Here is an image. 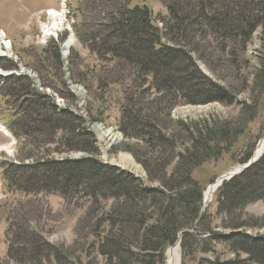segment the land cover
<instances>
[{"label":"trees","instance_id":"1","mask_svg":"<svg viewBox=\"0 0 264 264\" xmlns=\"http://www.w3.org/2000/svg\"><path fill=\"white\" fill-rule=\"evenodd\" d=\"M161 1L167 3V0ZM189 1L191 4L186 9L181 8L178 0H171L173 6L167 4L172 27L170 30L167 26L165 38L173 44L164 45L147 8L131 10V0L125 3L103 0L105 6L96 12L98 29L91 34L95 39L90 43L91 50L106 62L103 82L108 83V87L109 82L119 86L125 81L142 87L148 84L158 89L155 101L159 99L160 89L165 88L171 92L175 106L212 103L231 106L235 103L234 89L230 93L227 88L204 91L212 84L204 81L199 73L193 59L200 51L186 34L190 28V35H201L203 40L216 43L237 69L242 68L241 63L243 66L251 64L245 55L258 34L260 48L253 59L256 68L252 72V81L259 98L260 94L262 97L264 0ZM91 35H88V42ZM181 43H184V49L178 47ZM49 47L39 58L40 71L50 63L58 74L63 67L59 46L50 43ZM185 47H190L189 51ZM180 49L182 51H178ZM17 65L8 61L1 66L15 70ZM79 77L81 81L86 80L83 74ZM4 82L0 95L5 102L14 96L21 100L24 108L20 118L10 125L17 140L30 136L32 141H40V147L56 144L65 148L61 153L79 151L87 154L78 161L38 160L33 166L9 164L4 172L9 185L19 193L44 192L67 200L81 198L93 206L94 210L88 212L97 214L89 235L93 241L90 243L89 237L83 241L86 250L77 258L79 261L75 259V264H97L89 256L88 251L93 248H97L98 255L104 259L103 264H166L167 251L178 243L184 261L196 259L201 254L210 257L201 259L203 264H264V238L246 234V218L242 213L249 205L264 201L261 191L264 157L244 174L223 185L215 215L208 210L202 213L205 188L193 178L197 168L221 150L230 149L239 142L243 132L233 128L234 124H221L215 118L190 123L181 121L172 131L165 126L164 120L161 122L157 118L161 111L168 109L164 103L160 104V111L154 113L151 102L144 113L141 105L150 97L141 96L140 103L137 93H133V97L124 94L120 130L125 139L140 140V143L124 145L121 150L133 153L135 148L141 149L143 153L135 155V159L146 171L145 183L103 164L94 136L81 129L83 120L67 111L58 113L49 96L36 91L27 78L14 76ZM43 86L55 88L44 78ZM88 87L91 89L92 86ZM179 95L184 98L177 102ZM68 96L72 95L68 93ZM94 96L98 101L102 99L97 94ZM252 114L254 116L255 110ZM249 158L247 155L240 163H246ZM60 172L68 175L62 185L59 183ZM259 181L262 184H257ZM88 213L86 218L89 220ZM29 224L24 220L22 226L29 228ZM220 229L229 230L231 235L217 234ZM24 232L10 241L9 258L12 261L18 264H74L71 256H65L60 248L47 243L43 245L41 237L33 230L26 231L25 238ZM40 241L42 245L39 243L37 247ZM217 245L227 249L234 260L221 262Z\"/></svg>","mask_w":264,"mask_h":264},{"label":"rangeland","instance_id":"2","mask_svg":"<svg viewBox=\"0 0 264 264\" xmlns=\"http://www.w3.org/2000/svg\"><path fill=\"white\" fill-rule=\"evenodd\" d=\"M122 1L125 3L127 0ZM59 3L60 0H0V31H3L6 36V43H4L3 48L5 47L7 53H11V55L13 54L14 60L19 61V63L25 67H22L23 69L30 71L33 74H38L41 79L43 77L48 81L47 77L51 75V73L40 71L41 63L39 58L42 57L45 49L50 48L49 45L51 42L52 44H58L60 47V59L64 62V76L62 70L60 73H56V79L58 81L56 82L54 89L64 97H67L68 90L66 86L68 87L69 85L73 95L78 98V105L71 108L68 113L73 117L76 115L80 116L78 118L84 122V127H81V129L84 128L85 130L90 131L91 136H94L93 138L96 147L102 149L104 151L102 153H107L100 161L103 163H112L129 172L130 175L136 179L140 178L146 180L145 169L135 159V155L143 153L141 149L137 147L134 149L133 153L121 150V147L124 145H136L137 143H140V140L129 141L124 138L121 132L117 131V129H120L118 125L121 119L119 123L118 120L120 117L119 108L122 104V95L118 88L115 87L116 84L109 82L111 91L105 94L104 101H98L94 96V80L92 77L89 76V78H87L85 75L88 73V70H93L94 67H97L98 64L95 56H81L82 52L85 53L86 49L83 44L79 43L77 38L78 42L71 50V53L66 52L67 49L65 48V45H69L71 41L73 43V40L70 41L66 30L64 31V28L61 27V25L57 27L58 30L56 29L55 31L53 29L54 27L52 25H57L60 22L57 23L55 20L50 26L48 25L44 30L46 33H43L42 29L39 27L36 20L38 11H40L41 8H58ZM168 3L173 6L171 0H167L166 5ZM136 4L137 3L133 4V6ZM145 4H147L148 8L152 11V23L159 28H164V26L166 28L167 23L168 28L170 27L171 30L172 21L168 19L169 12L165 5L161 2L151 0L145 1ZM178 4L182 5V9H186V6H189L191 3L189 0H178ZM104 6L105 4L103 3V0H84L82 4V7L86 10V14L88 12L91 16H94V14L97 15V10ZM68 7L73 12L76 24H78L81 18L79 13V8H81L80 0H68ZM188 17L190 18L191 15ZM174 23L175 22H173V24ZM95 28V26L91 25L90 20H86L85 24L79 28L80 37H84L85 41H89L88 35L96 33ZM60 29L61 31H59ZM73 30L75 32V26ZM58 31L59 34L57 36L55 33ZM190 33H192V31L189 28V33L186 35H188L192 44L198 46L200 51V54L195 55L193 61L195 60L196 67H198V71L203 77V80L208 81L210 85L212 84L208 88L205 86L206 89H204V91L215 92V90L217 91L218 89L227 88L230 93L231 89H234L232 95H234L235 103L233 105L226 106L220 103H212L209 105L199 104L176 107L172 103L173 98L171 92H168L165 88L160 89L161 94L159 99L155 101V96L158 91L155 87L152 88L148 84H146V87H142L140 84H132L130 81H125L122 86L125 89L126 95L133 97V93H137V98L139 97L138 102L140 103L142 101L141 96L145 98L150 97V99L146 101L144 100L145 102L141 105V109L144 113L147 111L149 103H154L152 105L154 113L160 111V104L164 103V106L168 109H165L166 111H161L157 118L160 119L161 122L164 120L166 122L165 126L172 131H174V127L181 121L190 123L199 122L202 119L215 118L221 124H234L233 128H238L243 132L236 145L230 147V149H225L224 151L221 150L213 159L204 163L194 171V180H197L202 184L203 188H205L206 194V192H208V187L211 186L210 188H212L216 186L217 183H219L217 180L225 173L240 166L239 162L247 155H252L256 150L258 153L259 147L264 141V95L261 97L260 94L259 98V94L257 93L258 89L255 90L252 81V72H254L256 68L253 59L260 48V44L258 34H255L253 43L248 47L245 55V58L247 61H251V64L243 66V63H241L242 68L237 69L234 64L232 65L230 63L228 60L229 57L221 53V49L216 43H212L205 39L203 40V36L201 35H190ZM93 38L95 39V37H92L91 35L89 43L94 42ZM2 42L3 38H1L0 35V45H2ZM165 43L170 45L173 44L169 43L167 40H165ZM178 47L184 49V43H181ZM181 49L178 51H182ZM185 49L186 51H189L190 47H185ZM1 53L2 52H0V57L3 56ZM77 57H79V59ZM16 58H18V60ZM49 58L50 57H48V59ZM8 61L9 60H4L3 65L8 63ZM49 61H51V58ZM115 61L118 60L116 59ZM166 61H170V58ZM49 65L51 64L49 63ZM99 65L104 69L105 64L102 65L99 63ZM87 68L89 69L87 70ZM0 70L2 73H7L2 69ZM80 74L84 75L86 78L85 81H81L79 77ZM104 74L105 72H99L95 78L99 81L101 87L108 88V83L103 82ZM88 85L92 86L91 89ZM163 95L165 96L164 98ZM10 97L12 102H14L15 107H19L20 112H23L24 108L21 106V100L14 96ZM68 98L70 97L68 96ZM183 98V96L179 95L175 101L180 102ZM61 101L65 105L62 99H60L59 103H61ZM244 103L245 106L243 105ZM246 106H248V108H246ZM2 109L8 116L10 113L8 108L3 105ZM254 110L255 114L253 116L252 113ZM252 119H254V121L248 124ZM113 130L115 132H112ZM28 137L29 142L25 147L26 149L22 151L19 150V154L16 141L8 137L0 129V147H3L0 148V151H7L0 152V167L2 163L5 164L8 161L14 160L25 163L31 160H44L48 157H62V155H59L65 149L62 146L50 144L47 147H40V141H32L30 136ZM32 148L35 150L30 153L29 150ZM77 152L78 153L64 154L67 155L64 157L80 158L84 155L82 152ZM60 175L59 183L62 185L65 183L64 180L68 175L61 172ZM4 176V171L0 168V264H15L8 260L7 257H2V255L5 254L4 247L6 242L3 240V234L5 232V224L7 223L6 218L8 216L12 220H15L16 223L22 224L24 220L29 221V227L38 233L43 245L47 243L60 248L65 256H71L74 264L75 259L79 261L77 258L82 256V252L86 250L83 241L89 237L92 232L91 225L95 226L97 221L96 213L94 215L88 213L89 211L94 210L93 206L88 203L89 201L76 199L73 202H64L55 196H38V194L22 196L14 194L10 192L11 188L7 189V184L4 180L6 176L5 178ZM261 180H264V178ZM253 183L256 184V181ZM257 184L262 183L259 181ZM262 188L261 191L264 192V181ZM252 190L256 191L257 189L252 188ZM216 196H218L217 192L209 204V211L211 213H215L218 207ZM86 213L90 215L89 220L86 218ZM242 213L246 218V223L244 222V225L246 226V234L252 238H264V201L249 205L244 208V210L242 209ZM216 225H219V222H217ZM24 231L23 235L25 238L27 227ZM22 232V230L18 231V236L16 237L22 236ZM227 232H229V230L221 229L220 232L217 233L224 234ZM92 238L93 237L91 236L88 239L90 243L93 241ZM42 242H37L36 246L39 247V243L42 245ZM262 244L264 245V242ZM176 249H178L180 264H203L201 259L205 257L210 259L209 256L198 254V256L196 255V259L184 261L182 252L180 251L181 248H177L176 245L168 250L166 264H168L169 261L170 250L173 251ZM216 251L221 252V255L219 256L221 262L234 260V256L222 247H218V250ZM88 252L92 261L96 260L97 264H103L104 259L98 255L97 248L90 249Z\"/></svg>","mask_w":264,"mask_h":264},{"label":"bare ground","instance_id":"3","mask_svg":"<svg viewBox=\"0 0 264 264\" xmlns=\"http://www.w3.org/2000/svg\"><path fill=\"white\" fill-rule=\"evenodd\" d=\"M55 23H56V22H55ZM57 23H58V22H57ZM57 25H58V26H57ZM57 25H56V24L52 25V26L54 27L53 29H54L55 31H56L57 27H59L61 24L58 23ZM52 26H51V27H52ZM51 27H48V28H51ZM57 30H58V29H57ZM59 31H61V29H60ZM44 32H45V31H44ZM45 33H46V32H45ZM71 43H72V41L69 43V45H71ZM85 127H86V126H85ZM263 151H264V141L262 142V144H261L260 147H259L258 155H260ZM219 183H220V181H219ZM219 183H217L216 186H214V187H212V188H209V189H208V192H206V194H205V198H206V200H207L208 203H210V202L213 200V197H214V195H215V193H216V190H217V188H218ZM168 264H180L179 257H178V249L173 250V251L170 250Z\"/></svg>","mask_w":264,"mask_h":264},{"label":"water","instance_id":"4","mask_svg":"<svg viewBox=\"0 0 264 264\" xmlns=\"http://www.w3.org/2000/svg\"><path fill=\"white\" fill-rule=\"evenodd\" d=\"M255 161H256V160L253 159V160L251 161L250 165L253 164ZM230 176H231V173L225 175V176L222 178V181L226 180V178H227V177H230Z\"/></svg>","mask_w":264,"mask_h":264}]
</instances>
